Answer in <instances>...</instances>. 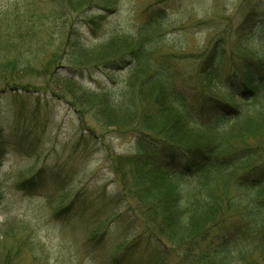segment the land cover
I'll list each match as a JSON object with an SVG mask.
<instances>
[{
  "label": "trees",
  "instance_id": "obj_1",
  "mask_svg": "<svg viewBox=\"0 0 264 264\" xmlns=\"http://www.w3.org/2000/svg\"><path fill=\"white\" fill-rule=\"evenodd\" d=\"M64 3L71 10L106 11L118 2ZM244 5L237 12L260 19L254 35L264 45V0H244ZM164 28L157 13L131 36L116 35L90 47L65 43L75 69H127L121 86L102 92L60 77L56 51L34 68L22 52L0 46V91L28 92L30 79H40L32 86L35 93L49 90L63 99L83 131L93 135L94 125L133 132L137 155L112 158L125 190L121 197L140 228L119 244L111 264H264V59L241 55L242 71L223 75L219 59L225 42L215 41L196 65L204 86L195 105L175 83ZM245 235L256 244L240 254L236 245ZM98 237L104 240L105 233ZM140 246L149 257L132 262Z\"/></svg>",
  "mask_w": 264,
  "mask_h": 264
},
{
  "label": "rangeland",
  "instance_id": "obj_2",
  "mask_svg": "<svg viewBox=\"0 0 264 264\" xmlns=\"http://www.w3.org/2000/svg\"><path fill=\"white\" fill-rule=\"evenodd\" d=\"M117 2L102 11L71 10L64 0H0V46L22 52L34 68L56 51L60 77L102 92L121 86L127 69H75L65 43L90 47L116 35L131 36L146 17L160 13L173 78L195 105L204 86L196 65L215 41L225 42L219 59L223 75L242 71L241 55L264 59V45L254 35L260 19L237 12L244 0ZM30 82L37 86L41 80ZM32 86L28 92L0 91V264H111L119 244L140 228L121 197L125 190L112 158L137 155L136 137L127 128L94 125L91 135L68 103L49 90L35 93ZM104 233L102 240L98 236ZM240 241V254L256 244L252 236ZM135 252L132 262L149 257L141 246Z\"/></svg>",
  "mask_w": 264,
  "mask_h": 264
}]
</instances>
